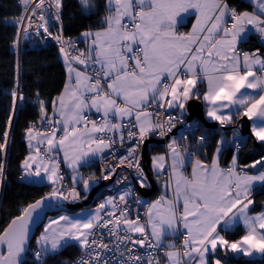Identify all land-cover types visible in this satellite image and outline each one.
<instances>
[{"label": "snow or ice", "instance_id": "6c2138e0", "mask_svg": "<svg viewBox=\"0 0 264 264\" xmlns=\"http://www.w3.org/2000/svg\"><path fill=\"white\" fill-rule=\"evenodd\" d=\"M21 3L28 23L24 25L21 17L17 37L21 32L28 36L33 17L42 21L35 25L37 30L50 36L46 15L54 7L52 15L60 22L62 0ZM249 3L251 12H238L228 0H107L109 15L102 30L82 33L90 41L87 52L70 56L60 48L68 79L51 101V114L46 102L39 101L41 129L30 123L24 130L28 155L20 164L22 180L46 181L51 191L23 207L0 231V264H25L31 225L46 214L45 208L75 203L82 192L87 199L90 181H95L78 176L77 170L98 154H111L119 165L135 168L139 186L150 187L138 155L140 146L151 135L170 133L190 100H202L207 117L221 125L246 117L252 122V135L264 143V53L238 50L253 30L264 40V0ZM80 4L84 10L93 7L92 0ZM191 16V30L179 32L178 25ZM52 38L64 43L62 33ZM11 96L15 112L17 101L24 99L18 84ZM12 125L10 115L0 142L5 155ZM126 140L133 142L127 154L117 156L114 145L124 147ZM206 140L204 135L198 138L200 145ZM223 145V140L217 142L208 165L198 152H182L173 139L166 155L152 158L154 174L158 180L163 177L162 194L151 203L135 200L137 209H146L144 222L138 210L133 218V190L126 188L119 202L107 198L86 214L49 219L36 239L33 264H44L48 255L72 243L84 253L77 264H161L157 252L165 247L170 249L167 264H228L229 253L264 257V211L249 214L253 193L257 187L264 190V156L241 167L234 153L231 163L221 167ZM61 154L73 169L70 188L60 171ZM5 167L6 161H0V185L6 179ZM115 171L105 168L102 178L110 179ZM80 183L83 189L78 191ZM240 225L243 234L230 239L227 234ZM165 235H182V246L165 245Z\"/></svg>", "mask_w": 264, "mask_h": 264}, {"label": "trees", "instance_id": "16d2710c", "mask_svg": "<svg viewBox=\"0 0 264 264\" xmlns=\"http://www.w3.org/2000/svg\"><path fill=\"white\" fill-rule=\"evenodd\" d=\"M228 3L238 11L250 9V4L246 0H228ZM92 4L91 9L84 10L80 0H62L60 22H57L54 15L51 14L49 23L51 35L45 34L34 40L22 38L19 47H17V30L21 9L17 0H0V142H3V132L8 118L10 115L13 116L7 153L6 155L0 153V161H6V179L0 185V231L7 226L12 218L20 214L23 207L51 191L49 185L25 182L19 177L20 164L28 152L24 130L30 123L40 124L39 101L46 102L49 113L52 107L51 101L60 93L65 82L66 74L60 58V46L52 38L55 28H59L63 35L71 39L83 31L100 29V25L108 13L107 0H92ZM240 48L243 51L260 49L261 52H264V47L259 44L255 35H250L245 43L240 44ZM17 84L19 85V94H22L24 99L22 102L17 101V110L13 112L11 92ZM237 119L238 117L234 119L232 125L228 124L226 128L233 127ZM204 132L207 133L210 142L200 147L198 158L209 161L219 138V130L209 129ZM242 138V143L236 152L240 165H247L262 157L251 152L249 137L243 136ZM149 145L150 148L146 151L145 167L147 171L149 153L162 151V144L150 143ZM233 154L232 146H224L220 156L222 164L228 163ZM80 172L82 174L90 172L91 176H96V161L82 167ZM252 199L251 211L256 212L264 207V190L258 188L253 193ZM40 229L41 226L37 228L30 241L29 251L24 258L25 264L34 262L32 253L36 250L35 238ZM242 234L243 229L239 226L234 232L227 235L230 239H238ZM80 251L75 244H70L57 253L48 255L44 264H66ZM228 262L264 264V257L247 259L243 256L228 255Z\"/></svg>", "mask_w": 264, "mask_h": 264}, {"label": "built area", "instance_id": "2783aa9c", "mask_svg": "<svg viewBox=\"0 0 264 264\" xmlns=\"http://www.w3.org/2000/svg\"><path fill=\"white\" fill-rule=\"evenodd\" d=\"M17 3L21 9V17L24 18L23 24L27 25V23H28L27 15L28 14L25 13V11H24V5L21 3V0H17ZM30 11H31V6H29V13H30ZM54 12H55V8L53 7L52 9L49 10V14L46 15V19L48 20V23H50L51 14ZM21 17H20L19 25L21 23ZM33 21H34V25H33V27L29 28L28 36L25 37L23 32H21L20 36L17 39V44L20 43L22 38L34 40L40 36L45 35V33L43 32V29L37 30V28L35 27V25L42 23V21L38 20L36 17H33ZM37 31H39V33H40L39 35H37ZM59 33H62L61 30L59 28H55L54 36H56ZM62 37H63V42H64L63 44L58 43L54 39L53 40L57 45L60 46V48L62 46H64L66 48V51H68L70 53H74L75 50L77 49L76 41L74 39L69 38L68 36L63 35V33H62ZM69 45H71V47H69ZM240 52H244V51L240 48ZM176 112H178V110H176ZM173 114H175V113H173ZM35 127L37 129H41V124L35 125ZM175 127H177L175 130V133L172 134V131ZM175 127L172 129V131L170 133H168L164 137H160L158 134L149 136V137H153L156 139H163L162 151L165 154L168 153L169 150H168L167 146H168L169 142L172 141L173 139L180 146V150L182 152L188 151V152H193V153H197L200 150V147L202 146L199 144V141H198V138L201 135H204L207 137V140L205 141V143L203 145H206L210 142V138L208 137L207 133L204 132L203 128L198 124V122L195 119L187 120L183 116L182 120H178L176 122ZM226 127H227V124L221 125L219 122H217L216 127L214 129L219 130V129H223ZM125 137H127V132H125ZM129 143H133V142L126 140L124 147H121L119 143L114 145V150H115L117 156H123V155L127 154L126 148H127V145ZM236 145H235V149L237 150V149H239V147H237ZM138 155H139L141 166L144 168L147 176L149 177L148 183H149L150 187L146 188V189H149V188H151L150 177H152V176L149 175L148 171L146 170L145 165L142 162L141 146H140ZM105 156H106V158H105ZM193 157H195V156H193ZM96 164H97V175L91 176L92 174L90 172H86V173L82 174L83 178L84 179H88L89 177L102 178L103 174H104L103 170L105 168L110 169L111 167H115L116 171L111 176V177H113V184L109 187V189H104L103 195H112L113 198H116L117 202H119V195L122 194L126 188H131L133 190V195H132V200L130 201V203H131L132 208H133V218L135 217V213L138 210L141 214L142 222H144V220L146 219V217L144 216L146 209L143 207L137 209V206L135 205V200L137 198H139L143 201H147L148 203H151L152 201L156 200L163 192V177H161L159 180H158L157 176L152 177L154 180V183H155V190L149 196L143 197L139 193V188H141V187L139 186V183L136 180V169L135 168H129L126 165H119L118 159L114 158L111 154H103L96 161ZM228 165L229 164H227V166ZM61 174L65 177L64 183L69 187V183H68V174L69 173L68 172H62ZM21 176H22V173H20L19 177L21 178ZM117 181H120V183H117ZM182 241H183L182 235L179 238L175 237V239H174V242L177 246H182ZM104 242L105 243L108 242L107 237H105ZM163 252H164L163 249H161L160 251L157 252V256L159 257L161 264H163L162 263ZM83 256H84V253L81 250L77 256H75L73 259H71L66 264H77V262Z\"/></svg>", "mask_w": 264, "mask_h": 264}, {"label": "crops", "instance_id": "0c3cea01", "mask_svg": "<svg viewBox=\"0 0 264 264\" xmlns=\"http://www.w3.org/2000/svg\"><path fill=\"white\" fill-rule=\"evenodd\" d=\"M246 2H248L249 3V0H246ZM250 4V3H249ZM253 10V8H252V5L250 4V9H244V10H237L238 12H242V11H249V12H251ZM107 15H109V13H107ZM195 22V17L194 16H191V17H187L186 19H185V21H184V23H182V24H180V25H178V28H177V30L179 31V32H181V33H187V32H189L190 30H191V27H192V24ZM249 27H251V26H249ZM100 30H102V28H100V29H97V30H93V32H95V31H100ZM83 32H85V31H83ZM83 32H81L80 34H78V36H76L75 38H74V40L76 41V43H77V49L75 50V52L74 53H70V52H68L69 53V55L70 56H75V55H78L79 54V52H81V51H84L85 53L87 52V44L88 43H90V41H85L84 40V38L82 37V33ZM250 35H255L256 37H257V39H258V42H259V44H261L263 47H264V40H262L261 39V36L259 35V34H257L254 30L252 31V33L250 34ZM238 50L240 51V45L238 46ZM256 50H254V51H244V52H249V53H252V52H255ZM241 53H243V52H241ZM262 53H264V52H262ZM60 58H61V61H62V64H63V66H64V70H65V74H66V78H65V82H64V84H63V86H62V89H61V91L63 90V88H64V85H65V83H66V81H67V79H68V72H67V66H66V64H65V57L61 54V52H60ZM241 60H242V56H241ZM74 63V62H73ZM200 90H201V94L203 93V91H204V85H201L200 86ZM61 91H60V93H61ZM59 93V94H60ZM58 94V95H59ZM57 95V96H58ZM56 96V97H57ZM201 101V103H202V109H203V113H204V116L206 117V119H208L209 121H214V120H211L210 118H208L207 117V115H206V111H207V109H206V107H205V104H204V102L202 101V100H200ZM178 110V112H179V109H177ZM51 112H52V107H51V110H50V112H49V114H51ZM239 117V116H238ZM237 117H235V119H236ZM102 122V121H101ZM214 122H218V121H214ZM233 123V122H232ZM232 123H226L227 125L229 124V125H232ZM235 124H236V122H235ZM251 125H252V122L250 121V129H251ZM204 129V128H203ZM204 130H207V129H204ZM209 130V129H208ZM222 130H224L225 132H222ZM235 131H237L238 132V130L235 128V125L233 126V127H231V128H223V129H219V138H218V141H220V140H223L224 141V145H223V148H224V146H227V145H229V146H232L233 147V152L236 154V152H237V150L235 149V145L236 144H239V145H241V143H242V140L241 141H238V140H235V141H233L234 140V138H232V132H235ZM252 132V131H251ZM124 135H125V133H124ZM245 137V136H244ZM217 141V142H218ZM27 146V145H26ZM216 147H217V143L215 144V146H214V148H213V150H212V153H211V156H210V158H209V161H204L205 163H207L208 165H210L211 164V160H212V157H213V155L215 154V152H216ZM150 148V145H148L147 147H146V151H148V149ZM28 149V148H27ZM167 154V153H166ZM163 151H160V152H152V153H149V167H148V172H149V174H150V176H152V177H156V175L154 174V172H153V169H152V158L154 157V156H159V155H166ZM28 155V152H27V154H26V156ZM103 154H98L97 156H95L94 158H91V160H90V162L88 163V164H90L91 162H95V161H97L101 156H102ZM220 156H221V154H220ZM220 156H219V161H220V166L221 167H227V164H230L231 163V160H232V158H231V160L228 162V163H226V164H222V162H221V160H220ZM25 158V157H24ZM197 157L195 156V157H193L192 158V160H193V162L195 161V159H196ZM60 159H61V167H60V171H61V173L62 172H68L69 174H68V183H69V188L71 187V183H72V176H73V169H70V168H68L64 163H63V156H62V154L60 155ZM202 160V159H201ZM23 161V160H22ZM203 161V160H202ZM251 164H253V162L252 163H249V164H247V165H251ZM240 165V164H239ZM85 166V165H84ZM84 166H81V167H79L78 168V170H77V175L78 176H80V177H83L82 176V173L80 172V169L82 168V167H84ZM241 167H243V166H245V165H240ZM247 171H249L250 172V174L251 173H253V172H255V169H246ZM260 170H262V171H264V168H261ZM187 172L190 174L191 173V164H189L188 165V167H187ZM21 173H22V169H21ZM22 180V179H21ZM23 181H25V182H29L28 180H23ZM31 183V182H30ZM36 184H46V185H49L46 181L45 182H43V183H36ZM81 184V183H80ZM80 184L78 185V186H80ZM50 187H51V185H49ZM57 186H59V185H57ZM259 187H257V189H258ZM256 189V190H257ZM78 191H79V189H77ZM107 198H113V196L112 195H102V196H99L98 197V199L96 200V202H95V204L94 205H92V206H90V207H84V208H81V209H78V210H76V211H73V212H57V213H53V214H50V215H48L47 217H46V219H45V221H44V223L42 224V226H41V229L39 230V232H38V234H37V236H36V238H35V244H36V239L40 236V234H41V232L43 231V229H44V225L49 221V219H54V218H56V217H58V216H61V215H69V216H75V215H77V214H86V213H88V212H91V211H94L95 209H96V207H97V205L98 204H100L101 202H103L104 200H106ZM252 206V205H251ZM251 206H250V208H251ZM262 211H264V207H262L260 210H258V211H256V212H252V211H250V215H255V214H257V213H259V212H262ZM240 227L243 229V226L242 225H240ZM223 234V233H222ZM174 239H175V237L174 236H171V235H165L164 236V238H163V241H164V244L165 245H167V244H170V243H174L175 244V242H174ZM72 244H75V243H72ZM76 245V244H75ZM76 247L79 249V250H81L80 248H79V246L78 245H76ZM163 250H164V252H163V254H162V263L163 264H167V260H166V252L167 251H169L170 249H168V248H163ZM220 257L222 258V257H224V253L223 252H221L220 254ZM228 255H232V256H242V255H236V254H231V253H229ZM244 257V256H243ZM260 257V255L259 254H257V255H254V256H252V257H244V258H247V259H253V258H259ZM213 260L215 259V257H213L212 258ZM228 264H233V263H231V262H228Z\"/></svg>", "mask_w": 264, "mask_h": 264}, {"label": "water", "instance_id": "95a60500", "mask_svg": "<svg viewBox=\"0 0 264 264\" xmlns=\"http://www.w3.org/2000/svg\"><path fill=\"white\" fill-rule=\"evenodd\" d=\"M19 44H17V47H19ZM184 117L187 120L195 119L198 124L204 128V129H214L216 127V122L209 121L206 119L203 113L202 109V103L200 100H190L188 104L186 105V113ZM177 127H175L172 131V134L175 133ZM235 128L238 130L239 134L241 136L249 137L251 140V152L257 156H264V143H261L260 141H257L256 138L252 135L251 129H250V121L246 117H238ZM150 143H158L162 144L163 139H156L153 137H148L144 143L141 145V159L143 164H146L147 161V154H146V147ZM150 175V174H149ZM95 182L91 183V187L89 192L87 193V199H84V193L82 192L81 200L70 203L68 201L61 202L63 204V207L57 208L56 206H53L51 208H45L44 212L46 214H42L40 217V220L37 221V223H34L31 225V239L34 237V234L39 226H42L44 223L46 217L50 214L57 213V212H73L78 209L84 208V207H90L94 201L97 200L101 192L112 182V178L105 180L103 178L93 177L92 178ZM151 179V188H139V193L143 197H147L150 194H152L155 190V183L152 177ZM83 189V183L79 186V191ZM45 196V195H44ZM42 196V197H44ZM42 197L38 198L37 200L41 199ZM36 201V200H35ZM34 201V202H35ZM32 202V203H34ZM20 215V214H19ZM13 219V218H12ZM11 219V220H12ZM10 220V221H11ZM9 221V222H10ZM8 225V224H7Z\"/></svg>", "mask_w": 264, "mask_h": 264}, {"label": "rangeland", "instance_id": "374dc122", "mask_svg": "<svg viewBox=\"0 0 264 264\" xmlns=\"http://www.w3.org/2000/svg\"><path fill=\"white\" fill-rule=\"evenodd\" d=\"M217 123V122H216ZM222 132H225L224 130H222ZM233 134V136H232V138H234V140L233 141H235V140H238V141H241V140H243V136H241L240 134H239V132H237V131H235V132H232ZM261 158V157H260ZM260 158H258L257 160H259ZM256 161V160H255ZM255 161H253V163L255 162ZM112 179H113V177H111ZM113 184V180H112V182L105 188V189H109V187L111 186ZM104 194V190L101 192V194L100 195H103Z\"/></svg>", "mask_w": 264, "mask_h": 264}]
</instances>
